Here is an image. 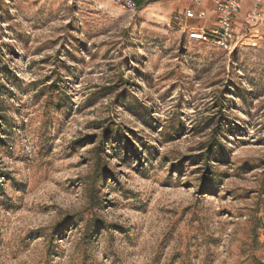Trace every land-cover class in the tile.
<instances>
[{
	"label": "rangeland",
	"instance_id": "rangeland-1",
	"mask_svg": "<svg viewBox=\"0 0 264 264\" xmlns=\"http://www.w3.org/2000/svg\"><path fill=\"white\" fill-rule=\"evenodd\" d=\"M193 2L0 0V264H264V0Z\"/></svg>",
	"mask_w": 264,
	"mask_h": 264
},
{
	"label": "built area",
	"instance_id": "built-area-1",
	"mask_svg": "<svg viewBox=\"0 0 264 264\" xmlns=\"http://www.w3.org/2000/svg\"><path fill=\"white\" fill-rule=\"evenodd\" d=\"M124 7L137 8L135 0H116ZM216 20L212 27L206 24L200 27H189L188 22L193 20L206 21L207 12L204 0H194L193 4L186 7L184 13L176 14L178 23L186 24L185 31L188 36L197 41L212 43L215 46L233 52L241 40V34L237 31L238 14L242 9V0H215ZM264 21V13L256 4L246 15L245 25L254 27Z\"/></svg>",
	"mask_w": 264,
	"mask_h": 264
},
{
	"label": "trees",
	"instance_id": "trees-1",
	"mask_svg": "<svg viewBox=\"0 0 264 264\" xmlns=\"http://www.w3.org/2000/svg\"><path fill=\"white\" fill-rule=\"evenodd\" d=\"M145 1H151V0H135L137 7L141 6L142 2H145ZM152 1H157V0H152Z\"/></svg>",
	"mask_w": 264,
	"mask_h": 264
},
{
	"label": "crops",
	"instance_id": "crops-1",
	"mask_svg": "<svg viewBox=\"0 0 264 264\" xmlns=\"http://www.w3.org/2000/svg\"><path fill=\"white\" fill-rule=\"evenodd\" d=\"M210 1H211V0H204V3H206V5H207V4H210ZM154 5H156V4H154ZM154 5H153V6H154ZM248 5H249V4H248ZM248 5H247V6H248ZM162 8H163V7H160L159 10L162 9ZM154 9H155V8H154ZM239 13H240V12H239Z\"/></svg>",
	"mask_w": 264,
	"mask_h": 264
}]
</instances>
